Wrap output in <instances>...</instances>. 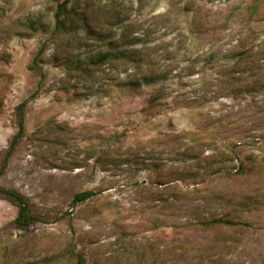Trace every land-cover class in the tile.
Masks as SVG:
<instances>
[{"label":"rangeland","instance_id":"rangeland-1","mask_svg":"<svg viewBox=\"0 0 264 264\" xmlns=\"http://www.w3.org/2000/svg\"><path fill=\"white\" fill-rule=\"evenodd\" d=\"M0 185V264H264V0H0Z\"/></svg>","mask_w":264,"mask_h":264},{"label":"trees","instance_id":"trees-1","mask_svg":"<svg viewBox=\"0 0 264 264\" xmlns=\"http://www.w3.org/2000/svg\"><path fill=\"white\" fill-rule=\"evenodd\" d=\"M71 12L66 9L65 5H59L58 9L55 13V24L56 29L59 32H63L69 26V20L71 18ZM125 54H114V52L107 51L98 56L90 58L88 60V64L91 63L93 65H100L105 62H111L115 59H121ZM26 102L21 103L18 106L17 111V132L14 134L10 141L9 148L3 155V161L1 164V171H4L8 166L10 159L12 158L16 149L20 146L26 135V115H25V107ZM95 193L88 191L84 193H79L75 196L73 202H84L90 199ZM0 198H3L9 201L12 205L17 207L18 213L15 219V223L18 227L23 229H28L31 226L35 225L39 222L47 221V214L39 211L36 206L32 203L30 198L25 194L14 188H8L0 185ZM232 223L229 219L223 217H213L205 222L206 225H210L212 227H223L226 224ZM80 259H78V264H80Z\"/></svg>","mask_w":264,"mask_h":264}]
</instances>
